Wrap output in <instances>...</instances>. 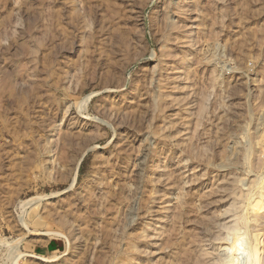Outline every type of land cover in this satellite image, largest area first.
Returning a JSON list of instances; mask_svg holds the SVG:
<instances>
[{
  "label": "rangeland",
  "instance_id": "1",
  "mask_svg": "<svg viewBox=\"0 0 264 264\" xmlns=\"http://www.w3.org/2000/svg\"><path fill=\"white\" fill-rule=\"evenodd\" d=\"M0 264H264V0H0Z\"/></svg>",
  "mask_w": 264,
  "mask_h": 264
},
{
  "label": "crops",
  "instance_id": "2",
  "mask_svg": "<svg viewBox=\"0 0 264 264\" xmlns=\"http://www.w3.org/2000/svg\"><path fill=\"white\" fill-rule=\"evenodd\" d=\"M49 246H50V247H52V246H53V247H58V242L55 243V244H50Z\"/></svg>",
  "mask_w": 264,
  "mask_h": 264
},
{
  "label": "bare ground",
  "instance_id": "3",
  "mask_svg": "<svg viewBox=\"0 0 264 264\" xmlns=\"http://www.w3.org/2000/svg\"><path fill=\"white\" fill-rule=\"evenodd\" d=\"M251 192V191H250ZM31 203V202H30ZM250 204V203H249Z\"/></svg>",
  "mask_w": 264,
  "mask_h": 264
}]
</instances>
